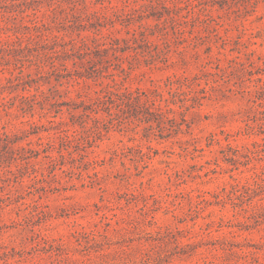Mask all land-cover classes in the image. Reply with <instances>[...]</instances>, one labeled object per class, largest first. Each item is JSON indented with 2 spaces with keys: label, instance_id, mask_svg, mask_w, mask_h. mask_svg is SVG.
I'll list each match as a JSON object with an SVG mask.
<instances>
[{
  "label": "rangeland",
  "instance_id": "obj_1",
  "mask_svg": "<svg viewBox=\"0 0 264 264\" xmlns=\"http://www.w3.org/2000/svg\"><path fill=\"white\" fill-rule=\"evenodd\" d=\"M0 264H264V0H0Z\"/></svg>",
  "mask_w": 264,
  "mask_h": 264
}]
</instances>
